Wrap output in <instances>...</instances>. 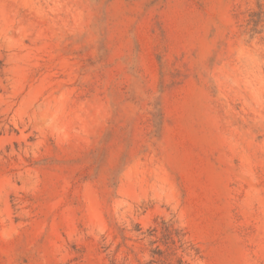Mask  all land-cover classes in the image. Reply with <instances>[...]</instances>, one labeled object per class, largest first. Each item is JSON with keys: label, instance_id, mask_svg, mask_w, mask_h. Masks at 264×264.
I'll use <instances>...</instances> for the list:
<instances>
[{"label": "rangeland", "instance_id": "obj_1", "mask_svg": "<svg viewBox=\"0 0 264 264\" xmlns=\"http://www.w3.org/2000/svg\"><path fill=\"white\" fill-rule=\"evenodd\" d=\"M0 264H264V0H0Z\"/></svg>", "mask_w": 264, "mask_h": 264}]
</instances>
